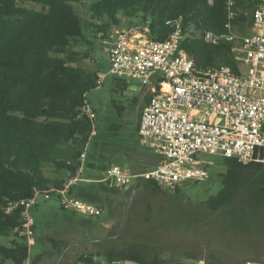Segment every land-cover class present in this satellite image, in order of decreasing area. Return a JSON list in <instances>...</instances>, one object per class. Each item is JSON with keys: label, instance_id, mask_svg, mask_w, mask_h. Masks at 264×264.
I'll list each match as a JSON object with an SVG mask.
<instances>
[{"label": "trees", "instance_id": "16d2710c", "mask_svg": "<svg viewBox=\"0 0 264 264\" xmlns=\"http://www.w3.org/2000/svg\"><path fill=\"white\" fill-rule=\"evenodd\" d=\"M236 3L237 16L230 20L227 0H0V236L9 239L8 243L0 242V264L9 260L12 264L36 262L22 234L24 209L17 206L8 211L9 203L36 192L55 189L51 195L57 194L67 174L81 164V153L91 141L94 119L83 112V106L87 94L100 86L99 72L74 64V46L80 42L94 46L84 51L88 56L95 50L96 40H108L112 28L120 25L148 24L151 39L165 40L180 20L184 33L180 46L197 66L224 64L239 72L233 42L211 44L203 37L207 30L228 31L229 22L237 32L254 24L255 2ZM114 77L118 87L126 90L128 80ZM150 98L151 94L146 95L142 103ZM112 102L119 113L125 109L116 100ZM137 102L133 97L132 104ZM224 160L228 171L223 187L209 197V207L216 210L225 206L235 220L249 206L253 213L264 209V185L252 187L241 178L245 172L262 170L264 163L244 164L233 157ZM90 188L89 184L77 185L70 193L101 206L105 198ZM247 190H251L249 197L240 199ZM36 218L41 222V217ZM232 225L245 233L250 231L241 222ZM36 226L35 219L33 229ZM96 255L102 256L100 252L82 253L76 261L91 264ZM105 257L168 264L158 255L148 258L137 251H109ZM207 264L217 262L209 260Z\"/></svg>", "mask_w": 264, "mask_h": 264}, {"label": "built area", "instance_id": "2783aa9c", "mask_svg": "<svg viewBox=\"0 0 264 264\" xmlns=\"http://www.w3.org/2000/svg\"><path fill=\"white\" fill-rule=\"evenodd\" d=\"M255 2L254 26L260 30L239 35L228 23V31L204 32V39L211 44L221 41L234 43L235 58L240 71L227 65L199 67L192 55L180 46L184 33L180 20L175 30L165 40L148 36V24L114 26L108 38L109 69L99 74L101 85L108 75L138 80L151 90L150 100L143 106L138 132L141 142L159 157L152 169L139 172L111 164L102 179L110 187L123 188L136 178L153 181L168 192L180 190L186 183L203 182L210 172L201 160L203 152L219 153L248 164L264 163V0ZM236 0H227L228 17L236 18ZM242 66L247 68L246 71ZM83 112L96 118V111L89 100ZM87 150L81 153V164L75 172L67 174L62 188L57 190L61 205L86 217H96L104 208L96 203L72 195L71 189L84 176ZM48 193L36 194L10 202L7 210L23 207L22 231L31 243L35 217L32 213L38 197L48 199ZM33 242V241H32ZM91 264H139L132 260L94 256ZM197 264H207L199 259ZM243 264H264L246 260Z\"/></svg>", "mask_w": 264, "mask_h": 264}, {"label": "rangeland", "instance_id": "374dc122", "mask_svg": "<svg viewBox=\"0 0 264 264\" xmlns=\"http://www.w3.org/2000/svg\"><path fill=\"white\" fill-rule=\"evenodd\" d=\"M256 30L260 28L251 25L242 27L238 33ZM90 48L94 46L77 43L74 64L98 70L99 74L107 71L109 42L96 40L95 50L84 56V51ZM242 69L247 70L245 66ZM149 94L151 90L138 80H129L127 89L122 91L113 75L106 76L99 87L87 94L96 108L85 162L87 174L105 176L111 164L132 171L136 160L130 150L137 147L135 121L144 97ZM133 97L138 98L135 104H132ZM113 100L125 106L121 113L113 106ZM142 147L140 150H144ZM149 152L152 157L157 155L152 150ZM201 160L210 172L208 180L186 183L177 193L171 192L174 194L152 202L150 192L140 186L131 199L124 197L125 205L120 195L126 191L108 187L109 199L101 204L105 211L96 217L62 209L58 193L48 199L38 197V205L32 210L37 226L33 242L29 243L31 259L35 264H83L76 261L82 253L100 252L105 257L109 251L128 250L148 258L158 255L168 264H197L200 258L217 264H243L246 260L264 262V209L253 213L249 206L239 212L236 220L225 206L212 210L207 201L223 187L228 166L219 153L203 152ZM241 178L252 187L264 185V168L245 172ZM86 184L81 181L78 185ZM250 191H244L240 199L248 198ZM117 198L120 203H115ZM37 216L41 217V222H37ZM234 221L248 225L250 231L245 233L233 226ZM0 242L8 243L9 239L0 236ZM25 264H30L29 260Z\"/></svg>", "mask_w": 264, "mask_h": 264}, {"label": "crops", "instance_id": "0c3cea01", "mask_svg": "<svg viewBox=\"0 0 264 264\" xmlns=\"http://www.w3.org/2000/svg\"><path fill=\"white\" fill-rule=\"evenodd\" d=\"M144 104H142L143 107ZM142 107L140 108V111L138 112V116L136 118L135 121V126H136V133H137V147L135 149H132V151L130 150L132 157L136 160V163L133 165V169L132 171H141V172H145L148 171L152 168H154L160 160V157L158 155H155L154 157H152L151 153L149 151H151L152 149L147 148L143 145V143L141 142V137L140 134L138 132V123H139V119H140V115L142 112ZM144 146V150H140V147ZM149 150V151H148ZM153 151V150H152ZM154 152V151H153ZM128 169V168H127ZM87 170V168H86ZM84 176L88 179H90L89 181H83V183H87L90 185V189L95 190L99 195L103 196L105 199H109L110 196V188H108V186L106 185V183L102 182L104 176L102 177H96V176H92L91 174H87L86 171L84 173ZM100 184V186L98 187V185H93V184ZM92 184V185H91ZM153 183H151L149 180H147L146 178L140 177V178H136L133 179V181H131L129 183V185H127L126 187H123L121 189H123L124 191H126L123 195H120L121 198V203L125 205L126 200H124V197L126 199H131L132 198V194L135 193V191L140 187V186H145L146 191H149L151 194L150 197V201H154L157 200L158 198L161 197H169L170 194H174L165 190H161L158 186L156 185H152ZM81 188V187H80ZM177 193V192H176ZM154 199V200H153ZM149 201V202H150ZM119 199H115V203H118ZM120 203V202H119ZM117 206L116 204H114V209H116ZM119 210V209H117ZM105 211V210H104ZM108 253V252H107ZM203 259V258H200Z\"/></svg>", "mask_w": 264, "mask_h": 264}]
</instances>
